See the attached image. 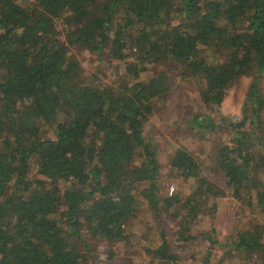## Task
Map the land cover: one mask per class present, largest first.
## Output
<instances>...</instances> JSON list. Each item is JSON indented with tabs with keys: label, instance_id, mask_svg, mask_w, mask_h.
<instances>
[{
	"label": "trees",
	"instance_id": "16d2710c",
	"mask_svg": "<svg viewBox=\"0 0 264 264\" xmlns=\"http://www.w3.org/2000/svg\"><path fill=\"white\" fill-rule=\"evenodd\" d=\"M74 47L106 57L114 78L83 71ZM263 72L264 0H0V264H88L86 235L108 259L141 243L147 264H187L185 247L199 264H264ZM172 74L195 80L219 117L193 121L221 137L206 158L175 145L183 185L169 189L146 127ZM243 76L239 117L221 114ZM227 193L250 221L218 238L197 220ZM144 208L157 226L135 224ZM217 247L234 260L213 261Z\"/></svg>",
	"mask_w": 264,
	"mask_h": 264
},
{
	"label": "rangeland",
	"instance_id": "374dc122",
	"mask_svg": "<svg viewBox=\"0 0 264 264\" xmlns=\"http://www.w3.org/2000/svg\"><path fill=\"white\" fill-rule=\"evenodd\" d=\"M72 51L77 54L83 71L93 70L99 72L100 78L107 81H111L114 78V68H112L110 61H108L106 57H99L98 54L89 47H74ZM258 77L257 83L264 95V72L259 74ZM250 80V76H243L236 80L221 103L219 109L221 114L232 116L233 118L239 117L241 103ZM196 88L194 79L172 74L171 86L165 99L166 101L153 113L146 127V130L148 129L151 131L155 143L159 145L162 178L165 180V183L169 185V189L183 185L180 178L173 176L168 169L169 162L167 156L174 146H188L192 151L198 152L201 157L206 158L208 156L207 153L211 151L213 143L215 142L214 139L217 140L221 137L219 134H216L215 131L209 130L201 132V127L197 126L193 121L195 112L208 111V109L204 108L199 103ZM208 113L217 118L219 117L217 112L208 111ZM45 133L49 134V131ZM213 175L217 182L223 186L224 183L222 182L221 176L216 171L213 172ZM215 203L216 208L214 211L201 215L197 220V226L199 228H204L212 222L218 238L227 237L229 234L235 232V229L239 225L250 221L248 217L251 212L245 210V214L247 213L246 217L238 206L237 201L229 193L217 198ZM134 222L138 227H145L146 225L152 226L153 224L157 226V224L152 221L149 214H147L145 208L138 213ZM163 222L166 233H170L171 230L176 228V224L168 218H163ZM152 236L159 239V235L155 229L150 232V237ZM84 242L89 244L90 249V252L86 255L88 264H147V256L141 247V243L134 248V255L126 254L124 246H121V250H119L117 255L108 259L106 257V246L104 242L87 235L85 236V240L80 241V245L83 246ZM190 248L185 247V249L181 251L184 261H186L187 264H199L191 258ZM195 248H197L199 252L203 248V245L200 244L198 246V244H196ZM199 254H202V252ZM199 254L197 255L200 256ZM216 254L217 256L213 257V261L215 258L218 260V256H222L226 260H234L233 257H229L230 254H227L223 248L217 247ZM239 263L246 264L242 258L239 260Z\"/></svg>",
	"mask_w": 264,
	"mask_h": 264
}]
</instances>
